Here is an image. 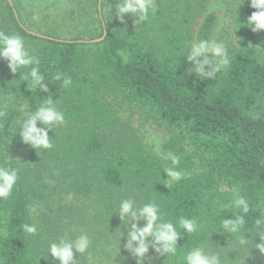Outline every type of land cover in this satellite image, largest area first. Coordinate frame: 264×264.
Segmentation results:
<instances>
[{"label": "trees", "instance_id": "trees-1", "mask_svg": "<svg viewBox=\"0 0 264 264\" xmlns=\"http://www.w3.org/2000/svg\"><path fill=\"white\" fill-rule=\"evenodd\" d=\"M10 1L0 0V30L25 41L48 91L32 90L0 60V166L18 169L11 196L0 200V259L59 264L48 256L49 244L86 234L90 247L74 252L73 264H136L124 247L129 221L117 215L120 202L131 199L137 208L157 203L161 222L181 234L175 256L150 248L143 264H184L198 246L219 253L222 264H264L253 246L260 242L253 222L264 211V53L255 49L264 47V31L247 26L256 11L250 0H233L228 9L236 38L226 49L231 63L211 80L190 72L185 57L190 43L212 39V0H154L155 14L139 23L138 15L116 17L117 0H68V28L85 36L69 40L30 34L37 32L22 20L20 0ZM104 29L102 42H82L101 38ZM57 71L71 78L70 87L53 78ZM49 98L65 122L48 131L52 148L34 149L13 130ZM119 107L167 133L159 153L134 135ZM171 156L179 159L178 181L164 172ZM237 189L250 212L231 236L223 219L240 212L223 205ZM181 217L195 220L197 231L180 229ZM25 223L35 224V235L22 231ZM239 235L252 240L248 250Z\"/></svg>", "mask_w": 264, "mask_h": 264}, {"label": "clouds", "instance_id": "clouds-1", "mask_svg": "<svg viewBox=\"0 0 264 264\" xmlns=\"http://www.w3.org/2000/svg\"><path fill=\"white\" fill-rule=\"evenodd\" d=\"M250 7L255 9L247 20V26L253 33L264 31V0H250ZM115 15L123 20L124 14L138 15V23L146 21L150 14H155L154 0H117L114 7ZM258 53H264V47H255ZM186 60L193 67L191 72L204 79L211 80L218 73L226 71L231 63V58L226 51L223 42L199 40L190 43L186 49ZM0 60L7 61V68L12 74L20 73V81H28L32 90L39 89L41 92L48 91V85L44 82V75L40 71V61L31 55L25 47V41L19 35H9L0 30ZM24 70V71H22ZM62 81V86L67 88L72 80L65 73L57 71L53 77ZM3 116V113H0ZM65 122L64 113L56 107V101L50 98L40 104L35 111L29 112L26 118L16 121L17 130L22 142L34 149H50L53 147L48 136V131L53 126H59ZM43 127H37V124ZM171 165L164 172L167 178L180 180L181 175L175 170L179 164L176 156H171ZM18 179V169L0 166V200H7L13 191ZM259 207V206H258ZM224 209L235 208L240 214L233 216L234 219H223L222 229L224 232L239 234L246 224L245 216L250 212L249 201L240 194L237 189L230 202L223 205ZM120 221L128 219L126 228V242L124 247L135 258L136 264H143L146 254L151 248L161 255L175 256L177 253L176 242L181 238L177 226L170 221L161 222L160 207L155 202H149L142 207H135L131 199L122 200L119 204L118 214ZM143 221V226L137 223ZM179 228L188 234L197 231V223L193 219L181 217L178 221ZM129 225L131 228L129 229ZM255 236L259 237V243L253 245L252 240L246 239L245 235L238 236V244L242 248L249 249V243L264 255V211L253 222ZM21 229L28 235L36 234L35 224H22ZM122 232V233H124ZM124 236V235H123ZM121 240V239H120ZM135 244V247H133ZM90 247V240L86 234H81L75 240L61 239L59 242L50 243L48 256L59 264H73L75 253L85 254ZM184 264H222L219 253H209L203 246L194 247L183 257ZM0 264H5L0 259Z\"/></svg>", "mask_w": 264, "mask_h": 264}, {"label": "rangeland", "instance_id": "rangeland-1", "mask_svg": "<svg viewBox=\"0 0 264 264\" xmlns=\"http://www.w3.org/2000/svg\"><path fill=\"white\" fill-rule=\"evenodd\" d=\"M232 3L233 0H212L207 5L208 13H214L217 17L211 41L223 42L226 49L236 41L228 14V9L231 8ZM18 8L22 20L26 21L31 29L39 34H51V36L63 40L85 37L83 32H77L73 27L68 28V13L70 10L68 0H20ZM201 21L202 19L200 18L198 24ZM192 67L193 65L190 63L187 69L191 72ZM19 108L22 111L26 109L24 104ZM118 113L122 121L131 126L134 135L145 146L151 147L154 152L159 153L162 144L167 138V133L163 129L156 126L142 125L137 114L129 112L124 107H119Z\"/></svg>", "mask_w": 264, "mask_h": 264}, {"label": "water", "instance_id": "water-1", "mask_svg": "<svg viewBox=\"0 0 264 264\" xmlns=\"http://www.w3.org/2000/svg\"><path fill=\"white\" fill-rule=\"evenodd\" d=\"M8 2H9V4L12 6L11 1L8 0ZM99 3H100V0H99ZM98 9H100V7H98ZM14 13H15V11H14ZM28 32H29L30 34L35 35V36H38V37H40V38H47V37H45V36H43V35H40V34H37V33H34V32H30V31H28ZM105 36H106V30L104 29V31H103V35H102L101 38L96 39V40H91V41H82V42H84V43H87V42H89V43H99V42H102V41L104 40Z\"/></svg>", "mask_w": 264, "mask_h": 264}]
</instances>
